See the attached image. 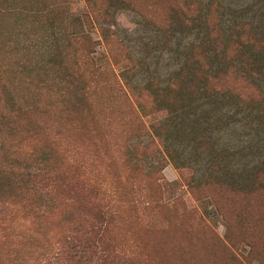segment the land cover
Returning a JSON list of instances; mask_svg holds the SVG:
<instances>
[{
	"label": "rangeland",
	"instance_id": "374dc122",
	"mask_svg": "<svg viewBox=\"0 0 264 264\" xmlns=\"http://www.w3.org/2000/svg\"><path fill=\"white\" fill-rule=\"evenodd\" d=\"M0 6L13 9L0 13V106L9 92L24 108L0 118V152L19 162L0 166L37 174L31 155L37 144L51 145L54 157L47 178L24 177L22 189L0 193V246L2 228L10 226L2 203L8 196L33 203L24 206L27 223L48 221L45 232L57 233L58 241L93 222L87 200L95 195L116 214L107 240L120 264H264V0H0ZM49 37L56 39L54 53L81 62L86 81L87 57L98 64L108 57L119 79L120 93L98 97L87 134L70 128L75 117L65 93L40 94L39 77L24 68ZM25 39L34 44L29 50L20 45ZM218 75L219 82H209ZM68 181L72 191L63 185ZM95 181L117 187V206L103 190L92 192ZM40 198L54 203L49 219H39L47 210L38 212ZM24 264L58 262L36 252Z\"/></svg>",
	"mask_w": 264,
	"mask_h": 264
},
{
	"label": "trees",
	"instance_id": "16d2710c",
	"mask_svg": "<svg viewBox=\"0 0 264 264\" xmlns=\"http://www.w3.org/2000/svg\"><path fill=\"white\" fill-rule=\"evenodd\" d=\"M10 11H13V9L0 6V13L12 15V13H8ZM53 43L56 44L55 37L52 39L50 37L46 38L42 42V44L45 46V50L35 56L36 60L33 58V62H30L29 66H24V68H28L27 73H33L32 76L36 75L39 77L37 91L40 94H45L49 89V92H52V88L58 90L56 94L59 92L65 93V96L63 95L65 99L64 101L66 104H68V110L69 107L71 108L70 115L73 114L75 117L70 120V128H82V130L79 131V135L84 132L87 134L91 131V128L88 126L86 118L90 115L91 111L94 113L96 109L100 108L98 97L104 96V90H107L109 93L113 92V90L120 93V90L122 91V89L119 86V79H117L114 75V70L109 67L110 65L107 61L108 57L104 58L105 61L103 64H98L94 57H87L86 65L90 68L88 75L91 77L88 81H86L84 74H82L81 62L79 65L70 63V60L65 55L63 57L62 53H54L53 51L55 48L53 49ZM20 45L23 48L22 50H29L34 46L31 39H25L24 41H21ZM110 57L113 61L111 54ZM222 76L224 75H218L217 77L211 76L209 78V82L211 80H217V82H219L222 79ZM85 82L91 83L93 86ZM173 86L174 85L172 83V88ZM128 88L131 89L130 87ZM218 92H225V90ZM122 96L124 95L122 94L121 97ZM16 103L19 104L18 100L11 96L9 92H5L3 105L0 106V118L2 117L5 119V114H7L6 119H8L13 117L17 111L23 112L24 108L22 109L20 104L19 107L16 108ZM62 106L66 112V107L64 105ZM93 133H95V131H93L91 135H94ZM31 155H35L36 157L34 162L36 165L33 167V169L37 170V174H32L31 172L28 173L27 171L24 173V170H26L25 168H22L23 171L20 174L19 167H10L7 165L4 167L0 166V193H14L15 190L22 189L24 186L23 184L25 183L23 180L24 177H26L28 180L30 177H34L35 179L47 178L48 174L53 172L51 165L54 163V157L51 145L37 144L34 148H32ZM11 160L14 159L12 157L8 159L6 155L0 152V165L5 164V162L10 165L19 164V162L15 160L10 163ZM47 168L49 169V173L48 170L46 171ZM56 177L57 175H55L54 178ZM54 180L57 181V178ZM73 183L74 182L68 181L66 184L63 183V185L68 187V191H72L73 188L69 187ZM101 190H103L101 194H106L109 196V198L107 197L109 199L108 202L113 203L116 206L119 204L122 193L117 190V187H110L108 189L106 186L97 184V181H95L92 184V192H100ZM236 190L242 191V189ZM108 191H112V194H107ZM129 193L133 194L134 189H130ZM248 193L251 192L248 191ZM20 197L21 196H18V194L10 195L5 202H2L5 204L6 209L8 210L6 212V217L8 218L6 222H9L10 226L2 228L3 232L1 233V236L5 237L6 240L3 239L2 242L4 244L3 246H0V261L1 259H7L9 263L12 264H22L18 260L23 262V264L29 263L31 260H33L34 253L37 252L41 257L49 260L53 259L54 262H58V264H61V262H74L75 264L121 263L120 261L116 260L118 259L116 256L109 254L111 245L110 240H107V236H109L108 231L114 221L113 219L116 214H108L107 210L104 208L106 202L102 203L101 200L97 199L95 195L93 196L92 201L89 198L87 202L94 203H91L95 209V216H91L93 222H91V224L88 223L87 226H79L77 229L69 233L67 237H61V239L56 241L53 238L57 235V233L51 234L45 232L46 229H44L43 225L45 226L46 222L48 221L45 220V222L39 224L38 222L32 221L30 219L29 223H27L29 219L27 216H29L30 210L24 206L26 204H32L34 207V204H21V201L27 199H20ZM15 199H17L18 202L15 203ZM40 200L44 201V203L38 202V212L41 209L40 206H42L44 209H47L42 213V217L39 218L40 220H44L48 217V214L52 210L54 203H50V200L46 202V199L43 198H40ZM73 201H75V199ZM76 202L82 203V200L76 199ZM8 206L11 208H8ZM48 210L50 211L48 212ZM18 212L21 213L20 217H16V213L18 214ZM14 219L16 220V223H14ZM18 252H21V255H18Z\"/></svg>",
	"mask_w": 264,
	"mask_h": 264
}]
</instances>
